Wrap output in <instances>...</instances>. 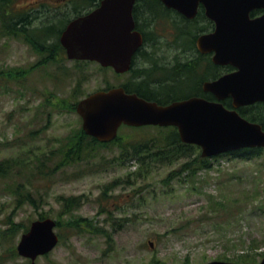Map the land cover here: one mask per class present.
I'll return each mask as SVG.
<instances>
[{
	"label": "rangeland",
	"instance_id": "1",
	"mask_svg": "<svg viewBox=\"0 0 264 264\" xmlns=\"http://www.w3.org/2000/svg\"><path fill=\"white\" fill-rule=\"evenodd\" d=\"M7 1L0 0V26L13 24V14L32 17L38 11L31 28L43 22L66 23L75 9L87 6L76 5L79 0H45V7H39L40 0ZM156 10L159 16L160 7ZM151 19L146 10L143 29L153 44L146 53L152 48L154 55L145 53L137 61L138 73L70 60L65 52L50 62V51L43 55L29 43L37 44L32 36L16 31L0 35V162L9 159L15 165L0 176V264L256 263L264 256V148L251 158L219 156L210 169H196L200 148H186L185 155L152 164L113 162L122 150L118 144L157 132L121 125L119 142L90 145L96 153L86 161L60 164L70 143L79 141L82 119L76 103L81 98L106 85L152 81L158 75L151 73L149 61L171 67L197 58L193 47L194 54L183 47L194 43L191 29L176 30L170 18L158 17L150 24ZM207 61L201 59L198 69ZM196 75L185 74L186 82L180 85L175 80L182 87L179 95L196 89ZM40 158L46 174L39 173ZM112 183L116 186L104 199ZM28 191L34 203H21ZM72 196H81L82 204L65 212L61 200ZM40 214L59 220L56 231L63 237L49 254L31 263L12 248ZM79 217L92 221L98 232L70 230L66 223ZM244 254L252 256L245 259Z\"/></svg>",
	"mask_w": 264,
	"mask_h": 264
},
{
	"label": "water",
	"instance_id": "2",
	"mask_svg": "<svg viewBox=\"0 0 264 264\" xmlns=\"http://www.w3.org/2000/svg\"><path fill=\"white\" fill-rule=\"evenodd\" d=\"M161 1L188 17L195 15L201 2L215 20V30L200 35L196 45L202 52L214 51L215 63L231 64L237 70L205 81L203 89L219 100L230 96L233 108L199 96L159 104L126 92L122 86L111 87L89 93L76 104L83 130L106 142L116 136L122 123L175 125L183 142L201 146L203 157L243 147H263L262 126L241 116L237 108L264 101V14L258 18L249 15L253 9H264V0ZM133 2L103 0L96 10L71 20L60 35L67 57L96 60L117 72L127 70L132 53L141 43V36L130 31ZM54 226L50 217L34 220L21 235L18 253L34 261L37 255L50 251L58 241ZM205 264L240 263L213 260ZM256 264H264V257Z\"/></svg>",
	"mask_w": 264,
	"mask_h": 264
},
{
	"label": "trees",
	"instance_id": "3",
	"mask_svg": "<svg viewBox=\"0 0 264 264\" xmlns=\"http://www.w3.org/2000/svg\"><path fill=\"white\" fill-rule=\"evenodd\" d=\"M8 0L7 2H9ZM160 7L165 14L169 15L167 13V9L162 7L161 3L158 0H147V12L149 15L152 17V20H154L153 17H156L157 10L156 7ZM26 17L20 16L19 20L15 21L13 24L11 22H4L3 27L0 29V32H2L3 35H13L14 32L16 31L17 33L23 32L26 33V37L29 38L32 36L33 40L37 44H32L30 41L29 43L33 46V48L41 54H46L48 51L49 56L48 59L50 62H53L55 57L58 54L64 53V48L60 44L58 40V36L62 30L63 25L65 22L62 20L59 23L52 22L49 24L48 27L45 28V30L42 27H35L32 29H27L25 26L27 22H24L23 25L20 24L22 21H25ZM22 20V21H21ZM67 21V19H65ZM189 21H184V23H188ZM20 24V26H18ZM190 29V28H189ZM204 29L199 28L195 29L194 31L189 32V34H192L193 40L196 38L198 33L203 32ZM148 37V35H146ZM152 36V35H150ZM153 37V36H152ZM50 40V41H47ZM46 52V53H45ZM46 61V60H45ZM200 61L199 58H195L191 60L190 62H187L185 64H182L181 66H187V70H181L179 68V64L176 67V73L174 77L172 78L173 84H167L165 88H163L164 92L166 94H171L170 92H174V90H170L171 88H176L179 89L182 87H177L175 85V80L176 84L180 85L186 82L184 75L187 74L188 76L192 75V71L197 72L198 70V62ZM44 62V61H43ZM211 67V69L205 70L204 73L198 72V76L195 77L194 81L195 83V93H198V86L199 82L207 77H215L218 74H221L223 71H227L230 69V67H225L223 71L221 72L218 71L217 67H214L211 65L209 61H207L204 64V67ZM217 68V69H216ZM221 72V73H220ZM210 73V74H209ZM17 74H21V72H17ZM182 76V77H181ZM133 83V82H132ZM142 82L136 80L135 85L131 86L130 82L129 83H124L123 86L127 89V91H137V93L141 96H144L148 99H157V94H154L152 92L144 93L142 92L141 88L138 86ZM110 87V85H106L104 88ZM140 88L141 90H139ZM193 93V92H190ZM190 93L186 95H190ZM206 97L210 98L211 94H204ZM184 96V95H183ZM159 99V98H158ZM160 101V100H159ZM161 102V101H160ZM224 104L228 107L231 106V101L229 99H226L224 101ZM238 111L245 116L246 118L256 121L262 125L264 128V102H257L248 106H242L238 108ZM153 128L156 129L157 132L152 134L151 136H148L144 138L143 140H132L128 141L129 143L127 145H122L118 144L119 147L122 149L120 156H117L115 159H113V162L120 161L121 163H125L126 161L129 160H134L144 163V164H152L153 162H157L159 160L161 161H166V160H171L175 156L178 155H185L186 152L184 149L188 148H193V149H198L196 145H191V144H185L182 143L179 139L178 131L176 127L173 126H168V127H159V126H144L140 128ZM84 133L83 130H80V135H79V141L76 142H71L67 150L62 154V158L60 160V164L67 165L73 162L77 161H86V159L90 158L92 155L96 153L95 149L93 147H90V145L94 146H107L113 143H117L120 141L119 136H117L114 140L107 142V143H101L98 142L95 138L88 136V141H81L84 137H87ZM262 148H244L238 151H234L231 153H227V155L230 156H241L243 158H251L256 155H259L261 153ZM95 159V156H94ZM212 159L213 158H202L198 155L197 158H195V161L197 162L196 164V169H210L212 167ZM39 166V165H38ZM40 174H46L45 168V161L40 158ZM13 167H15L13 161L6 159L4 161L0 162V176L5 175L8 173ZM113 186H116V183H112L109 185V188L103 192L102 197L104 199H107V192L108 190L114 188ZM22 202H29V203H34V198L32 197V194L30 191L27 192V195L24 197V201ZM62 202V208L65 212H71L73 209H76L81 206L82 204V197L81 196H72L68 198H63L61 200ZM20 203V204H21ZM103 210V209H102ZM44 215L40 214L39 218H43ZM66 225L70 230L73 232H87V233H97L98 229L92 221H90L88 218L85 217H79V218H74L69 220ZM57 226H60V221L57 220ZM63 237V234H61ZM12 252L15 254L14 248H12ZM245 259H250L249 256L252 255H242Z\"/></svg>",
	"mask_w": 264,
	"mask_h": 264
},
{
	"label": "flooded vegetation",
	"instance_id": "4",
	"mask_svg": "<svg viewBox=\"0 0 264 264\" xmlns=\"http://www.w3.org/2000/svg\"><path fill=\"white\" fill-rule=\"evenodd\" d=\"M102 2H103V0H79L77 3H75L76 5L79 4V5H87V6L84 7L83 10H81V11L79 9H75L76 13L74 14V17H76L80 14H85V13H87L93 9L99 8L101 6ZM37 3H39V7L40 6L45 7L47 5V2H45V0L37 1ZM146 7H147V1L146 0H135L134 5L132 7V15L134 18V28L133 29L138 30L140 32V34L142 36H144V41L140 46H138V48L135 50V52L132 56V60H131L132 65L129 69L130 72L131 71L137 72L135 69V65H136L137 61L141 57H143V55L146 53V51L150 47H153V44L150 42L152 40H149L150 43L147 42L145 31L142 32V30H143L142 26H143V23L145 22ZM38 12H37V14L34 12L32 17H30L29 14L24 15L26 17V19H25V21L21 20L22 22L20 24L23 25L24 22H27L25 27L27 29L31 28V26H29L30 21L33 22L35 19L37 21V16L39 14ZM262 13H263V10H257L256 12L252 13V16H259ZM15 17H17V15L13 14V18H14V20L16 19V21L19 20V18H20V17H18V18H15ZM189 20L192 22H195L199 27L207 29V32L212 31L215 28V22L206 15L205 8L203 6H201V4L197 8L196 16L194 18L189 19ZM14 22L15 21H12V23H14ZM20 24H18V26H20ZM42 24L43 25H40L37 27H42L45 30V28L48 27L50 23L43 22ZM155 42L156 41H154V45H155ZM150 50H151V52H147L145 55H154V53L152 52L153 49L151 48ZM203 57H205L207 60L211 61L212 53H210V52L205 53ZM149 62L152 64V66L150 67V69L152 70L151 73H153V74L157 73L156 75H158V77H161V75H163L164 73H167V72H172L175 75L176 65L171 66V67H169L167 64H163V65L158 66L159 62H152V61H149ZM135 75H139V74H135ZM172 78L173 77H169V78L165 77L163 79V82L161 81L162 80L161 79L155 85V86H157V88L155 90L153 88L154 85H152L149 81L143 79V80H141V82L143 84V87L146 89V90L145 89H143V90L144 91H152L153 90L156 93L160 94L161 96H164V100H166L167 102L171 101L174 98H177V96H173V95L165 96L166 93L164 92L163 88H165V86L167 84L172 82ZM172 84H173V82H172ZM200 87L202 89L201 84H200ZM174 89H176V88H171L170 90H174Z\"/></svg>",
	"mask_w": 264,
	"mask_h": 264
},
{
	"label": "bare ground",
	"instance_id": "5",
	"mask_svg": "<svg viewBox=\"0 0 264 264\" xmlns=\"http://www.w3.org/2000/svg\"><path fill=\"white\" fill-rule=\"evenodd\" d=\"M5 3V2H4ZM3 5V4H2ZM187 67V66H186ZM182 77V76H181ZM152 78V77H151ZM146 79V78H145ZM148 81V80H147ZM148 85V84H147ZM163 94V93H162ZM164 98V97H163Z\"/></svg>",
	"mask_w": 264,
	"mask_h": 264
}]
</instances>
